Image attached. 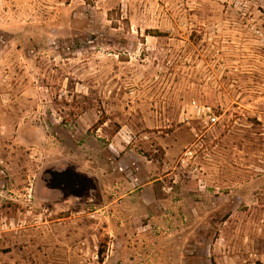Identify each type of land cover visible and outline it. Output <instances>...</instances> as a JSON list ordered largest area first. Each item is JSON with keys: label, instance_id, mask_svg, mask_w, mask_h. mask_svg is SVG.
Returning <instances> with one entry per match:
<instances>
[{"label": "rangeland", "instance_id": "rangeland-1", "mask_svg": "<svg viewBox=\"0 0 264 264\" xmlns=\"http://www.w3.org/2000/svg\"><path fill=\"white\" fill-rule=\"evenodd\" d=\"M0 264H264V0H0Z\"/></svg>", "mask_w": 264, "mask_h": 264}, {"label": "built area", "instance_id": "built-area-1", "mask_svg": "<svg viewBox=\"0 0 264 264\" xmlns=\"http://www.w3.org/2000/svg\"><path fill=\"white\" fill-rule=\"evenodd\" d=\"M192 107L197 111L200 119L205 125L214 126L218 123V117L212 114V111L209 107H200L196 102H192Z\"/></svg>", "mask_w": 264, "mask_h": 264}]
</instances>
